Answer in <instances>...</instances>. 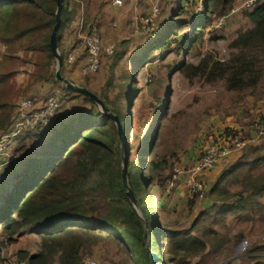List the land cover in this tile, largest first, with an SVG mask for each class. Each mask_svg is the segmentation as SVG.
I'll list each match as a JSON object with an SVG mask.
<instances>
[{"label": "trees", "instance_id": "16d2710c", "mask_svg": "<svg viewBox=\"0 0 264 264\" xmlns=\"http://www.w3.org/2000/svg\"><path fill=\"white\" fill-rule=\"evenodd\" d=\"M188 1L197 3L194 0H174L168 22L157 38V46L163 49L170 46L173 40L168 37L175 34L183 24L180 17L186 10L182 9V5ZM234 1L200 0V13L194 17L195 22L187 39L180 46L184 55L201 44L203 29L216 21L218 16L225 14ZM78 6L79 0H62L56 43L60 31L70 20L71 12ZM54 8L55 0H0V44L4 46V53L0 58L2 132L12 124L18 97L33 83L50 78L58 84L53 78V58L47 46L54 22ZM242 14L248 19L249 26L238 30L233 40L227 43V47L235 51L234 56L232 54L229 60L223 61L216 59L213 53L203 52L196 62L181 60L176 68L179 74L188 82L200 77L205 82L221 78L225 81V89L237 90L246 85L253 91L256 85L257 88L264 87L260 82L262 75L253 67L254 55L264 56V0H256ZM151 45H155L154 42ZM148 53L149 49L145 47L141 51V57L132 59L145 63L149 59ZM121 54L122 52L114 50V56L119 57ZM20 72L25 76L22 84L16 79ZM110 85V80L106 79L104 87L97 92L91 91L103 101L109 111L117 115L121 126L126 128L129 156L130 149L137 147L132 141L133 119L129 110L135 92L126 99V92L124 93L120 83L117 84V92L109 96L107 89ZM58 88L60 91L56 96L60 99L63 93L78 95L82 96L87 105L86 108L77 109L60 126L51 128L49 136L43 137L45 139L38 135L40 130H31L20 132L12 142L14 151H18L19 145L20 149L24 148L23 143L27 144V140L32 142V139L41 138L43 142L22 167L20 179L10 187L12 198L0 213V232L5 242L22 234L23 229L38 237L39 248L36 252L29 254L25 250H18L13 256L25 259L28 264H52L54 259L57 264H79L83 247L111 241L128 251L132 264H151L149 250L156 253L160 264H212L213 257L230 238L215 230L208 218L217 221L220 219L217 216L235 214L238 209L243 208L258 210L262 206L256 198L264 191V174H250L252 168L264 162V151L259 146L258 149L252 148L255 154L250 158L241 153L233 165L222 168L213 177L208 190L211 203L195 215L190 229L173 230L166 218H158V211L149 207L142 188L149 185L162 187L170 176V172L168 176L162 173L164 161L149 159L146 162L145 158V153L149 152L155 142L165 104L151 122L145 137L146 146L141 151L138 150L141 154L138 162L140 177L129 172V158L126 164L128 184L147 225L146 248L142 237V219L128 204L121 183L119 145L114 124L99 112L86 94L69 91L61 83ZM262 93L264 90L255 98ZM159 99L156 98L155 104ZM151 112L152 115L155 114L153 109ZM260 117L264 121V116ZM16 139L18 145L14 148ZM26 152L28 153V147L21 155ZM147 171L148 174H143ZM232 185H237L238 189L230 192L228 188ZM138 190L142 195L141 199L137 196ZM194 198L195 196L188 198L190 206L194 203ZM102 212L106 214H101ZM75 217H80L81 220ZM44 224L48 227L40 229L39 226ZM263 249L264 245L254 244L246 252ZM190 259L194 260L191 262ZM246 259H253V255L250 254Z\"/></svg>", "mask_w": 264, "mask_h": 264}, {"label": "rangeland", "instance_id": "374dc122", "mask_svg": "<svg viewBox=\"0 0 264 264\" xmlns=\"http://www.w3.org/2000/svg\"><path fill=\"white\" fill-rule=\"evenodd\" d=\"M194 1L197 3H190V1L183 3L182 9L186 10V12L182 13L180 17L183 24L177 29L175 34H171L170 37H168L169 40L173 41L170 42V46L164 49L161 46H157V38L162 32V27L168 22V15L173 10L174 0H126L123 7L120 9V14L123 13L122 18L120 19V24L118 22L115 24L114 21H112L111 25L108 23V25L113 26L114 29L107 25V20L112 18L115 20L114 16H110L105 12L101 15V19L105 21L103 24L105 27L102 29V32L99 28L96 32L99 37L100 45H102L103 48H108V51L100 53L97 68L92 72L82 74L78 85L87 87V82L88 84L90 82L91 87L97 92L101 87L105 86L106 79H108L111 83L107 89V94L109 96L114 92H117V84L120 83L124 89V93L126 92V99L135 92L129 109L133 119L132 141H134L137 146L136 148L132 147L130 149L128 156L130 161L129 172H131L132 175L136 174L140 177V166L138 162L141 154L138 153V150L146 146L145 137L151 126V122L165 104L166 108L163 109L164 115L161 118L159 127L157 126V135L153 147L149 152L145 153L146 162L149 159L156 162L164 161V165L161 167L164 169V174L167 173V170L170 172L173 166L184 168L191 161V157H195V153L197 154L198 151L199 153L201 152L204 140L203 134L209 131L207 130L208 128H212L209 126L213 120L211 118L209 119L212 114L215 115V118L222 117L223 122H227L229 119L232 120L231 125L221 121L222 125L219 126L220 129H218L221 130L220 132L222 134L236 131L240 132L243 136L247 135L248 130L250 131V126L254 120H257L258 118L261 119L260 116H264V93H262L260 97L255 98V96L259 95L262 90H264L263 86L257 88L258 85H256V89L253 91L251 87L246 85L238 87L237 90L233 88L225 89V81L221 78H215L211 82H205L203 78L200 77L194 79L192 82H188L177 71L176 68L178 67V62L185 59H189L190 62H196L203 52L213 53L216 59L223 61L229 60L232 57V54L233 56L235 55V51L227 47V43L231 40L221 34V28H210L208 26L203 29L201 44L197 45L193 51H189L185 55L183 54L180 46L185 43V39H187L189 31L193 26V22H195L194 17L200 13L199 11L201 9L200 0ZM152 7H156L158 14L154 19V25L150 26L151 29H145V26H142L139 22V18L147 15ZM115 11L119 10L115 9ZM173 17L175 18L176 16ZM235 17V14H228L225 17V20L227 18V20L231 22ZM218 35H222V37ZM210 36H215V38ZM151 42H154L155 45L152 46ZM145 47L149 49V59L145 63H140L136 60L134 61L132 57H141V51ZM1 49L2 48L0 47V50ZM114 50L115 52H122V54L119 55V57L114 56ZM81 55L84 57L83 48L81 49ZM152 57H167L172 65L164 66L165 63H158V65H156V62L153 63L149 61ZM244 59L246 60V58ZM253 60V67L262 75V80L260 82L264 84V56L256 57V55H254ZM163 68L164 70H162V73L155 78V72L159 71L160 73ZM19 77L20 76H17V78ZM54 96L57 97L58 95ZM72 96L75 97L72 98ZM158 97L160 98L159 102L155 104V100ZM61 98L62 99L57 97L60 101V108L52 117L54 125H57L55 122L64 119V115L70 116L73 114H70L73 111L65 113L67 106H62L63 102L68 98L72 99V102L70 103L72 105H79L80 107L84 106V104L87 105V103L81 99L82 96L73 94L65 95L63 93ZM255 100H260L259 106L255 105ZM75 108L77 109V107ZM176 108L180 109L174 113V116L169 117L167 113L173 112ZM152 109L155 112L154 115H152ZM234 109H236L235 112L233 111ZM67 118L68 117H65L62 123L68 120ZM60 125L58 123V126ZM123 126H125V124ZM43 128L40 129V132ZM50 131L47 130L41 134L46 136ZM1 132L2 131H0V133ZM42 139H32V142L27 140V144L23 143L24 148L20 149L19 145L18 151L16 149L15 152L23 157L25 153L21 155V152H24V149L28 147V152H30L29 155H33L39 144V147H41V144L43 143L41 142ZM197 142L201 143V147L198 146L195 148ZM259 146L264 149V139H259L254 144L240 149L236 152V156L241 153L245 154V157L253 155L255 153L252 152V148L258 149ZM190 147H193L194 149L191 153L189 152L191 149ZM169 149L171 150L169 151ZM170 153H173V155ZM145 167H148V165H145ZM17 169L20 170V168ZM213 169L214 168L211 170ZM143 174H148V171L145 173L143 172ZM7 175L5 183L3 184L5 189L0 190L2 192L5 191V193L8 191L3 198L0 197V213L12 198L13 193L12 190H10L12 185L11 181L15 182L21 177L19 174L14 176L15 180H13V176L9 170L7 171ZM210 177H203L207 192L203 198L198 199L199 201L196 202L197 211L204 207V200L202 199L209 198L208 190L213 179V173ZM150 186L151 185H149V187L147 186V188H142L144 192L143 196L148 198L149 207L158 211V218L165 220V217H168L169 213L167 211V201L164 198L165 196L162 194L160 188ZM228 189L232 192L237 190L238 186L232 185ZM137 196L140 199L142 198L139 190ZM258 198L264 200V192ZM209 200H211V198ZM136 209V214L141 216L138 205H136ZM249 212L251 216L256 213L255 210H249ZM96 213H98V211ZM101 214L106 213L102 212ZM240 215H243V211L240 212ZM147 218H149V215H147ZM75 219L81 220L80 217H75ZM208 219L215 230L221 234H226V236L228 235L229 238H231L230 242L223 247L221 253L214 259L215 263H221L224 260L226 263L223 264L258 263L255 259L249 260L245 259V257L242 259L239 258L241 259V262L239 260L234 262V259H231L232 257H235V252L241 249V247L242 249L245 248V250L241 252L246 253L250 246L257 244L259 240H264V228L260 218H258L255 223L253 220V222L248 223L250 221L249 219L237 216L235 213L227 214L222 220L215 221L211 217ZM114 224L117 225V222ZM46 227H48L46 224L39 226L40 229H46ZM260 235L261 238H258ZM34 238H37L38 242V237L36 235ZM259 252L260 251H256L252 253ZM85 255H91L96 260L97 264H132V259L128 251L111 241H101L89 247H83L81 249V256L83 257ZM254 257L256 256H253V258ZM52 264H57L56 259H54Z\"/></svg>", "mask_w": 264, "mask_h": 264}, {"label": "crops", "instance_id": "0c3cea01", "mask_svg": "<svg viewBox=\"0 0 264 264\" xmlns=\"http://www.w3.org/2000/svg\"><path fill=\"white\" fill-rule=\"evenodd\" d=\"M101 2H104V3H101ZM124 3L121 6H115V5H112L108 0H79V6L75 9V11L71 12L72 14H71L70 20L63 27V29L60 31L59 37H58V43H56L57 47H58V50L61 52L62 55H64L65 52H67L70 49H73V48L76 49V52L74 53V55H75L74 62L72 64L67 65L64 62H62L60 73H61V75L63 77H65L66 79H68L69 81H71V82H73L75 84H79L80 83V79H81L82 74H83L82 71H81V67H82L83 62H84V57H83V55H81L82 44L80 42V39L77 38L74 35V26H75L77 18L79 17V12L82 13V17H83V20H84L85 24L93 22L95 25L98 26V27L96 26L97 29L99 28V30L102 32V29L105 27L103 25L105 23V21H103L101 19V15L103 14V12L108 13L110 16H114V18H115V20H113V18L107 20V25H108V23H109V25H111L112 21H114L115 24H116V22H118L120 24V19L123 16V13L120 14V9L123 7ZM115 9H117L119 11H115ZM243 10H249V9H245L244 8L243 0H235L233 2V4L231 5V8L225 13V17L228 14H231V15L235 14L236 17L231 22H229V20H227V18L225 20V17H224L223 20H222L221 26H215V24H216L218 19L216 21L214 20L208 27H210V28H221V34L226 36L229 40H232L236 36V33H237L238 30L245 29V28H247L249 26L248 19L242 14ZM219 17L220 16H218V18ZM227 22H229V23H227ZM109 27L114 29L113 26H109ZM0 47L2 48L0 50V58H1L2 54L4 53V46L2 44H0ZM149 61H151L153 63L156 62V65H158V63H160V64L161 63L162 64L165 63L164 66L172 65L171 61L168 60L167 57H154V58L152 57ZM51 67L54 68V62L51 65ZM162 70H164V68L161 69L160 73H159V71L155 72L154 77L156 78L159 74H161ZM17 76H20V77L17 78ZM23 76H24V74L21 73V72L16 75V79H17L18 83H20V84L24 83L25 76H24V78H23ZM88 87H89L90 90H94V88L91 87V83L90 82H89V84L87 82V88ZM59 91H60V89L58 88V84L53 82L50 78H47L45 80H41L39 82L33 83L25 91V93H23L22 95L33 96V97L36 98L37 101L40 102L48 95H58ZM74 97L75 96H72V98H74ZM68 99L66 101H64L63 104H62V106L63 105L67 106V108L65 110V113L73 111L70 114L73 113L72 115H74L77 112L76 111L77 109H82L84 107L86 108V105H84L82 107H80L79 105H77V106L76 105H72V104H70L72 102V99H69V100ZM259 102H260V100H255L254 103H256L255 104L256 106H259ZM75 107H77V109ZM179 109L180 108H178V109L176 108V109L173 110V112L167 113V115L169 117L170 116H174V113H176V111H178ZM233 111L235 112L236 109H234ZM72 115H70V117ZM65 117H69V116L68 115H64V119H65ZM210 118L213 119L212 123L209 125L212 128H208L207 130L212 131V132H216L217 130L220 129L219 126L222 125V123H221L222 117L221 118L220 117L215 118V115L212 114L209 117V119ZM64 119L55 122V123H57V125H54L53 124V119L51 118L49 120L48 124L43 128V130L38 135H41V137L43 138L45 135L41 134V133L46 132L47 130L50 131L51 128L52 129L56 128L58 126V123L60 125V122L62 123V121ZM210 122H208V123H210ZM223 123H227L228 125H231L232 124V120L229 119V120H227V122L224 121ZM209 131H207V132H209ZM219 131H221V130H219ZM49 134H50V132H48V135ZM204 135H205V133L203 134V137H204ZM40 139L41 138H39V140ZM17 145H18V142H17V139H16L15 143H14V148ZM198 146L201 147V143L200 142H197V146L195 148H197ZM170 150L171 149H169V151ZM192 150H194L193 147L190 149L189 152L191 153ZM263 150L264 149L261 148V151H263ZM237 151H239V150L230 151L228 154H226L224 156H221L216 161V164L213 167L214 169L210 170V172L206 173L205 176L210 177V175L212 176V173H213V177H214L215 175H217V173L222 168H225V166L228 167V166L233 165L234 162H236V160H238V158L240 157V155L238 153H237L238 155L236 156V152ZM13 152H15V151H13ZM198 153H199V151H198ZM198 153L197 154L195 153V157L194 158L191 157V161L186 166H188L189 164H191L193 162V160L197 157ZM29 154H30V152H28V153L26 152L25 155L23 157H21L15 152L14 158L11 161V163L9 164V167H8V170L10 171V173L13 176V180H15L14 176H17L20 173V171L22 170V167L28 161V158L31 157ZM170 154L173 155V153H170ZM250 157H251V155L248 158H250ZM17 168H20V170H18ZM163 171H164V169H162V173H163ZM166 174H167V176L169 175V171L168 170H167V173H165V175ZM250 174H252V175L264 174V162L259 163L254 168H252L250 170ZM180 177H179V180H177L174 183V185L171 188H168L167 190H165L166 185H163L162 187L157 186V185H153V186L151 185L150 186V187L160 188L161 191H162V194L165 196L164 198L167 201V211L169 212L168 213V217H165V218H166L167 221H169L170 226H171V228L173 230H187V229H190V224H191L192 220L194 219L195 215L200 211L199 209H198L199 211H197L196 202L199 201L198 199H201V198H203L205 196V195H203L201 197L195 196L194 203L190 206L187 203L186 199L188 200V198L191 197V196H190L188 190L186 189V187L184 186V184L181 183ZM210 178H212V177H210ZM13 183L14 182L11 181V184H13ZM4 189L5 188H2L0 190H4ZM0 192H1L0 197L3 198V196L5 194V191H4V193L2 191H0ZM259 196H257L256 200L258 202H260L262 204V206H259L258 210H255L256 213H254L253 216L250 215L249 210L244 209V208L243 209H238V212L236 213V215L237 216H241V217H245L246 219H249L250 221L248 223H251L253 221L255 223V221L258 218H260L261 219V223L263 224V228H264V200H261L262 198L259 199L258 198ZM202 200H204V207L200 208L201 210L206 208V207H208L210 205V203H211L209 198H205V199H202ZM241 211H243V215H240ZM227 214H229V213H226L225 215L223 214V215L217 216V217L220 218L219 220H222L224 218V216H226ZM22 232L23 233L18 235V236H13L12 237L13 239L10 242H5L4 236L1 235V232H0V257H1L0 264H2V263L6 264V260L5 259L8 256H11V255L15 254V252L18 251V250H25L29 254H32V253H34V252H36L38 250L39 246H38L37 238H34L35 234L32 233V232L26 231V229H23ZM258 238H261V235L258 236ZM230 240H231V238H230ZM257 244H259L260 246L264 245V240H259ZM222 249H221V251H222ZM244 250H245V248L242 249V247H241V249L237 250V252H235V254H234L235 257H232L231 260L234 259V262L236 260L240 261L243 257H245V259H246V257L251 254L253 256H256V257L253 258V259H255V261L261 263V261L263 259V255L262 254H263V250L264 249L263 250H259L260 251L259 253H247V252L243 253V252H241V251H244ZM221 251L219 253H217L213 257L212 264L215 263L214 259L217 258V256L221 253ZM239 258H241V259H239ZM193 260L194 259H190L191 262ZM223 263H226V261L224 260L221 263L218 262V263H215V264H223Z\"/></svg>", "mask_w": 264, "mask_h": 264}, {"label": "built area", "instance_id": "2783aa9c", "mask_svg": "<svg viewBox=\"0 0 264 264\" xmlns=\"http://www.w3.org/2000/svg\"><path fill=\"white\" fill-rule=\"evenodd\" d=\"M112 5L121 6L126 0H108ZM256 0H243L245 9H250ZM158 10L152 7L149 13L139 18V22L145 29H151L154 25V19L157 17ZM225 14L221 15L215 26H221ZM97 27L94 23L85 24L82 13L79 12V17L74 26V35L80 39L82 48L84 49V62L81 67L83 74L92 72L98 66L99 55L101 52L108 51V48L102 47L97 36ZM76 49H70L62 57V62L70 65L74 62ZM60 101L54 95L46 96L42 101H37L33 96H20L16 102L14 109V118L10 127L0 133V189L7 178L9 164L14 158L12 142L16 136L22 131L40 130L49 120L59 111ZM264 138V121L254 120L250 126L246 136L240 132L230 131L225 134L218 132H207L204 135L202 150L193 160L191 164L184 168L173 166L170 171L169 179L166 181L167 189L174 185L176 180H179L190 196L201 197L205 195L204 173L212 169L216 161L230 151L240 150L249 143L256 142ZM166 189V190H167ZM261 261L264 264V253ZM6 264H28L25 259H20L15 256H8ZM79 264H97L96 260L91 255L81 256Z\"/></svg>", "mask_w": 264, "mask_h": 264}, {"label": "water", "instance_id": "95a60500", "mask_svg": "<svg viewBox=\"0 0 264 264\" xmlns=\"http://www.w3.org/2000/svg\"><path fill=\"white\" fill-rule=\"evenodd\" d=\"M61 6H62V0H55L54 17H53L54 22L50 29V33H49L48 40H47V46L50 50V53L52 55L53 62H54L53 78L54 80L61 83L64 86V88L69 91L86 94L89 97V99L95 104L99 112L102 115L108 117L114 124L116 134L118 137V145H119L120 179H121L122 186L125 189L124 192H125V197L128 201V204L130 205V207H132V209L134 210L136 214L137 209H136L135 197L127 181L126 164H127V158H128V146H127V139H126V128L121 126V123L117 115L109 111V109L104 105L103 101L94 92H92L91 90L87 89L84 86H81V85H78V84H75L69 81L68 79L63 77L60 73V69L62 66V55H61V52L58 50V47L56 44V30L60 23ZM138 217H140L143 222L142 237L145 242L146 248H148L147 247V233H146L147 225L143 221L142 216L138 215ZM149 259H150L151 264H160L158 256L156 255V253H154L151 250H149Z\"/></svg>", "mask_w": 264, "mask_h": 264}, {"label": "clouds", "instance_id": "9594fccd", "mask_svg": "<svg viewBox=\"0 0 264 264\" xmlns=\"http://www.w3.org/2000/svg\"><path fill=\"white\" fill-rule=\"evenodd\" d=\"M201 7V6H200ZM84 21V20H83ZM62 55V54H61ZM62 57H63V55H62ZM4 192V191H3ZM262 264V263H261Z\"/></svg>", "mask_w": 264, "mask_h": 264}]
</instances>
